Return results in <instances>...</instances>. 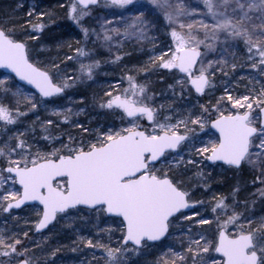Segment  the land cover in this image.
I'll return each mask as SVG.
<instances>
[{"label":"snow or ice","instance_id":"snow-or-ice-1","mask_svg":"<svg viewBox=\"0 0 264 264\" xmlns=\"http://www.w3.org/2000/svg\"><path fill=\"white\" fill-rule=\"evenodd\" d=\"M201 3L203 10L186 0H67L59 8L83 41L59 62L37 60L30 43L39 42L45 17L52 21L53 13L42 11L33 21V8L19 28L17 22L0 20V69L10 73L0 78V214L29 208L35 216L25 218L23 226L20 217H13L12 227L0 229V264H56L61 249L41 256L38 250L44 248L30 233L51 231L62 221L96 229L73 241V252L81 245L93 251L89 264H138L154 250L160 253L154 264H264V214L253 211L255 198L239 199L241 180L249 176L256 188L251 196L264 206V0ZM93 8L113 17H95L103 21L100 32L86 23ZM161 27L165 39L148 63L129 69L128 87L121 91L117 85L101 100L100 108L118 116L121 127L92 129L72 120L84 109L74 113L60 102L67 96L75 104L68 90L92 80L101 66L86 50L91 37L99 41L102 36L110 50L132 39L152 42L156 37L150 33ZM115 37L122 39L113 45ZM241 45L243 59L237 56ZM67 47L72 50L70 42ZM121 60L116 55L111 63ZM68 62L79 64L76 73L64 71ZM238 64L246 65L250 75L241 76L231 90L226 81L215 103H199L217 90L216 74L228 78ZM132 72L172 74L168 87L174 102L156 107L147 84ZM244 80L245 91L237 92ZM41 111L57 120L40 121L37 115L31 125H23L30 113ZM60 125H74L87 137L53 135ZM205 162L240 177L231 204L215 194L207 202L193 200L183 173ZM196 176L210 191L211 174L205 179L198 170ZM95 250L102 253L99 259Z\"/></svg>","mask_w":264,"mask_h":264},{"label":"rangeland","instance_id":"rangeland-1","mask_svg":"<svg viewBox=\"0 0 264 264\" xmlns=\"http://www.w3.org/2000/svg\"><path fill=\"white\" fill-rule=\"evenodd\" d=\"M198 1L199 0H186V3L195 6L198 4ZM60 3H67V0H0V20H11L14 22L21 20L24 24L27 21V12L33 8L35 9V15L32 18L33 21H35L36 16H38L42 11L53 13L52 21H48L47 17H45L47 27L45 28L44 32L39 35V42L31 41L30 43L35 45V52L39 53L36 56L37 60L48 62L50 60L59 58L57 60V62H59V60L63 59L65 54L73 55L74 49L78 46L77 41H83V35L80 33L79 28L73 25L72 22L67 19L65 12L59 8ZM198 10L203 9L199 7ZM92 13V18H86V23L90 28H95L98 32L101 31L99 24L103 23V21H98L95 19V17L107 16L108 19H113V17L107 15V13L102 8H93ZM150 35L156 37V39L152 42L148 40L138 42L135 39H132L123 41L119 47L113 46L110 50L109 47L103 43L102 36L101 40L99 41L96 40L95 36L91 37L90 41L87 43L86 50H89L93 53V59H98L101 61V66L94 73L92 80H85L84 83L78 84L75 89L68 90V94L75 101V104L69 103L67 96L63 101L60 102L65 106L72 108L74 113L80 112L81 108L84 109L80 115H73L72 120L78 121L85 127L92 129L99 127L107 128L110 125H115L117 128L121 127L119 117L105 109H101L99 105L102 99H106L104 95L106 91H114L117 85L120 87L121 91L128 87L127 81L124 79L129 74L128 70L138 69L139 67L148 63L154 48L160 45L165 39L164 28L161 27L159 31H153L150 33ZM120 39L122 38L115 37L113 40V45H115ZM93 41H95V43H93ZM69 42L72 44L71 51L67 47V43ZM42 46L44 48L43 52L40 51ZM80 46H83V44ZM116 55H120L122 60L118 63H111ZM78 68V63L68 62V66L67 68H64V71H66L69 75H72L77 72ZM131 74L136 76L140 83L147 84L149 95L155 97L156 107H159L162 104L167 106L174 102L172 92L168 87L169 84L174 82L172 74L165 72L153 73L151 75H145L143 72H132ZM6 75L8 74H3L0 72V78H4ZM216 75L217 90L213 94L201 98L199 103H215V99L223 94L226 81H230V83L227 84L228 88L230 89V87H235L237 81L239 80L237 74L230 75L228 78H225L218 73ZM239 89L240 84L236 88V91L240 92ZM82 98L84 101L83 103L80 102ZM175 103L183 106L187 102L175 100ZM196 103V100L191 101V104ZM188 106H190V104ZM37 115H39L40 121H44L49 118L53 119L54 121L57 120L56 117L50 116V113L41 111L37 114L30 113L28 117L23 120V125H31L34 121H36ZM140 122L142 124L147 123L144 120ZM35 130L37 133L41 132L40 123H36ZM68 132L78 137H87V133L81 132V130L76 128L74 125H60L59 127H53L52 130L53 135H61ZM64 138L67 139L66 136ZM205 139H207V137H205ZM182 155H184L185 159L188 158L186 148L184 149ZM198 170H201L205 173V179H207V174H211V179L207 181L211 186L210 191L205 192L201 179L196 176ZM183 175L188 189L194 193L192 197L193 200H204L207 202L215 194L218 196L228 197L229 204L232 203V190L235 187L237 180L240 179V177H238L232 171L225 170L221 167H214L207 162H205L200 169H197L194 166H189L188 169L184 171ZM223 179L226 180L229 185L227 184L225 187H223L222 184L224 183L220 181ZM245 181H247L246 189L244 184ZM250 181L251 177L249 176H244L242 178V190L239 199L243 200L245 197H248L249 199L255 198L257 202L253 208V211L257 215L264 214V206L261 205L260 198L258 196H251L252 193L256 192V188L251 186ZM238 210L243 211V207ZM13 217L21 218L20 226H23L25 218H35L34 211L29 208L12 210L11 216L8 214H0V229L6 226L12 227L13 224L16 223ZM85 218L87 217L85 216ZM58 226L66 227L68 224L62 221L60 224H58ZM80 226H82V223H77L72 227H75L76 231H80ZM55 229H52L51 231L45 230L42 234H37L34 232L30 233L31 239L38 242L39 244H42L51 237L50 235H54ZM49 233L51 234L48 236ZM76 239L77 236H74L72 239L71 237L66 238L67 241L65 242V245L69 246V248H72L73 241ZM176 247L179 249L178 244ZM82 248H84L83 245L80 246V249ZM159 254V250H154L151 254H145L144 256L139 257L138 264H154V261L157 259ZM131 259L136 260L137 257L133 256ZM101 263L103 264V262Z\"/></svg>","mask_w":264,"mask_h":264},{"label":"trees","instance_id":"trees-1","mask_svg":"<svg viewBox=\"0 0 264 264\" xmlns=\"http://www.w3.org/2000/svg\"><path fill=\"white\" fill-rule=\"evenodd\" d=\"M199 1H200V3H199ZM199 1H198V4L203 9V4L201 3V0H199ZM16 22H17V27H19L20 25L23 24L21 20H18ZM237 56L240 59L244 58V54L242 51V45H241V50L237 52ZM238 67L239 68H237V72L235 73L238 75V78H240L241 76L250 75L249 70H248L246 65L243 68H240V66H238ZM218 74H220V73H218ZM222 80H224V79H222ZM230 80H232V79H230ZM239 84H240L239 91L244 92L245 91V85L247 84V80H244V81L240 82ZM232 88L233 87H230V90ZM220 181L222 183H224V184H222L223 187H225L228 184L227 181L224 179L220 180ZM101 227H107V225L103 223V224H101ZM79 229H80V231H76L75 227H69V226L59 227L58 225H56L54 235H50L51 233L48 234V236L50 235L51 237L48 240H46L44 243L40 244L43 246L44 251L40 252L38 250V254L43 256L44 254H46L51 249L59 247L61 250L58 253L56 264H81L82 261H83V264H89L90 261H93V251L92 250L82 248L79 251L73 252L72 248H69V246L65 245V242L67 241L66 238L71 237V239H72L74 236H78L80 234L87 236V235H89V231H91V233L94 235L96 232L95 228H93L92 225L85 226L82 224V226H80ZM118 236H119V233H116V235L113 237V240H115ZM105 242H107L106 239H105ZM101 254L102 253L99 250H95V256L97 259H99ZM101 262H103V261H100V264H102Z\"/></svg>","mask_w":264,"mask_h":264},{"label":"water","instance_id":"water-1","mask_svg":"<svg viewBox=\"0 0 264 264\" xmlns=\"http://www.w3.org/2000/svg\"><path fill=\"white\" fill-rule=\"evenodd\" d=\"M1 70L7 73V71H6V70H4V69H1ZM9 74H10V73H9ZM29 87H30V86H29Z\"/></svg>","mask_w":264,"mask_h":264},{"label":"flooded vegetation","instance_id":"flooded-vegetation-1","mask_svg":"<svg viewBox=\"0 0 264 264\" xmlns=\"http://www.w3.org/2000/svg\"><path fill=\"white\" fill-rule=\"evenodd\" d=\"M108 115H109V113H108ZM110 116V115H109ZM109 122V121H108Z\"/></svg>","mask_w":264,"mask_h":264}]
</instances>
